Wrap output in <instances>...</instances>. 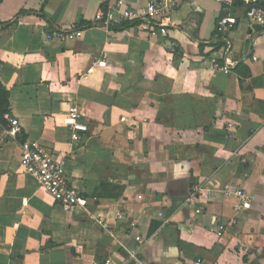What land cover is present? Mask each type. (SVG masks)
<instances>
[{"label": "crops", "instance_id": "obj_1", "mask_svg": "<svg viewBox=\"0 0 264 264\" xmlns=\"http://www.w3.org/2000/svg\"><path fill=\"white\" fill-rule=\"evenodd\" d=\"M113 1L0 0V83L19 124L13 141L0 120V264L121 261L135 237L145 264H264V27L218 0H180L165 35L97 27ZM226 15L236 24L222 35ZM72 105L88 124L77 143ZM24 142L63 162L86 208L65 211L22 173ZM197 181L214 191L200 214L187 203ZM237 186L251 204L236 214Z\"/></svg>", "mask_w": 264, "mask_h": 264}, {"label": "built area", "instance_id": "obj_2", "mask_svg": "<svg viewBox=\"0 0 264 264\" xmlns=\"http://www.w3.org/2000/svg\"><path fill=\"white\" fill-rule=\"evenodd\" d=\"M222 5V11L229 12L235 2L241 3L245 7V19L250 25L264 27V7L259 0H218ZM180 0H147L146 4L139 9H131L126 6L124 0H115L106 4V8L97 14V23L104 30H112L113 27H119L125 23L135 26H144L151 36L158 34L165 35L170 25L171 15L178 8ZM236 21L229 15L222 17L216 24V32L225 35ZM80 30H68L67 33H58L50 37H56L62 42L72 41L80 38ZM255 60V58H253ZM212 70L224 71L227 69L221 67L216 61H212ZM91 70L86 73L89 74ZM8 128L4 131L7 139L15 141L19 135V124L14 118H9ZM264 122V121H263ZM64 124L70 131V141L77 143L81 134L88 132V124L83 121L81 112L76 105L70 106L64 120ZM19 164L24 175L32 178L38 189L47 193L53 200L65 211L72 212L76 209H83L87 206V200L80 196L77 190L72 187L63 170V162L56 158L55 154L46 147L37 142H24L20 145ZM206 182L197 181L190 188L187 199L188 204H199L195 209V214L202 212V206L212 200L213 189L206 186ZM233 195L237 202L234 206V213H239L250 208L251 200L248 193L240 186L234 188L232 192H226ZM123 214L117 213L116 219L122 220ZM103 229L108 226L99 221ZM235 220H231V225ZM225 226H220L215 235L218 239L222 238ZM137 246L126 250V258L117 261L112 258H106L96 264H145L140 256L143 241L140 237H135ZM195 264H201L200 260Z\"/></svg>", "mask_w": 264, "mask_h": 264}, {"label": "trees", "instance_id": "obj_3", "mask_svg": "<svg viewBox=\"0 0 264 264\" xmlns=\"http://www.w3.org/2000/svg\"><path fill=\"white\" fill-rule=\"evenodd\" d=\"M22 13V12H21ZM20 13V15H21ZM18 16L14 19L17 20ZM97 25V27L99 26V24H95ZM126 28V25H121L119 27H113L112 31H120ZM58 33H67V31H62V30H58V29H53L50 34L54 35V34H58ZM9 108H10V104H9V94L8 91L6 90V88L0 83V120H3L4 115L9 113ZM95 198V196L93 197Z\"/></svg>", "mask_w": 264, "mask_h": 264}]
</instances>
